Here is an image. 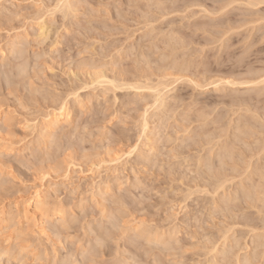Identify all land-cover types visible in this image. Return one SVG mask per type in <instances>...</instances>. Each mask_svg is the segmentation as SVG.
Segmentation results:
<instances>
[{"label":"rangeland","instance_id":"obj_1","mask_svg":"<svg viewBox=\"0 0 264 264\" xmlns=\"http://www.w3.org/2000/svg\"><path fill=\"white\" fill-rule=\"evenodd\" d=\"M263 175L264 0H0V264H264Z\"/></svg>","mask_w":264,"mask_h":264},{"label":"bare ground","instance_id":"obj_2","mask_svg":"<svg viewBox=\"0 0 264 264\" xmlns=\"http://www.w3.org/2000/svg\"><path fill=\"white\" fill-rule=\"evenodd\" d=\"M158 2H160V1H158ZM158 2H157V3H158ZM161 3H162V2H161ZM161 3H160V4H161ZM248 3H249V2H248ZM256 3H257V2H255V4H256ZM62 4H63V3H62ZM63 6H64V4H63ZM170 48H171V47H170ZM171 50H173V48H171ZM182 61H184V60H182ZM175 62H176V61H175ZM176 64H177V62H176ZM178 64H183V63L180 61V63L178 62ZM213 81H214V80H213ZM91 82H109V83H110V81H107V80L105 79V77H103V75H102L101 73H99V74L97 73L96 75H94V79H92ZM111 82H112V83H110V84H115V83H113V82H114L113 80H112ZM159 82H160V80H159ZM216 82H217V81H214V83H216ZM124 83H125V82H124ZM156 83H157V81H156ZM214 83H213V84H214ZM226 83H228V80H227ZM126 84H127V83H126ZM128 84H129V83H128ZM130 84H131V83H130ZM135 84H138V85H139V83H136V82H135ZM135 84H134V85H135ZM160 84H161V83H160ZM160 84H158V85H160ZM155 85H156V84H155ZM162 85H163V84H162ZM162 85H160V86H162ZM129 86H130V85H129ZM135 86H136V85H135ZM130 87H131V86H130ZM137 87H138V86H137ZM156 87H157V86H156ZM165 87H166V85H165ZM138 88H139V87H138ZM162 88H163V87H162ZM152 89H153V88H152ZM154 89H155V88H154ZM157 89H159V88H157ZM157 89H156V91H158V92H157L158 94L156 95L157 97L155 96V99H154L155 102H156V101H157V102H158V101H162V100L164 101V99H163L164 96H163V95H165L166 92L163 93V91H162V94H161V90L159 89V90H160V91H159V90H157ZM165 89H166V88H165ZM165 89H163V90H165ZM155 102H154V103H155ZM157 102H156V103H157ZM160 103H161V102H160ZM65 106H66V105L63 103V105H61L60 108H59V112H58V114H57V113H56V114L54 113V114H50V115H49V116H51V117H50V120H47L48 122H46V125L44 126V128H48V126H54V125L57 126V125L61 124V122H66V120H68L67 118L69 117V115H68L69 113H67V112L65 111ZM47 115H48V114H47ZM47 115H46V116H47ZM52 115H53V116H52ZM246 120H247V119H246ZM246 120H244V121H246ZM242 124H243V121H242ZM244 125H245V124H244ZM242 127H243V126H242ZM244 127H245V126H244ZM244 127H243V128H244ZM44 128H43V129H44ZM238 128L241 129V128H240V125L238 126ZM241 131H243V129L240 130V132H241ZM240 140H241V139H240ZM226 143H227V142H226ZM224 144H225V143H224ZM228 144H229V143H228ZM228 144H227V145H228ZM232 144H233V143H232ZM222 147H223V146H222ZM224 148H226L225 151H222V153H221V151L219 152V156H220V157L222 156L221 154H225L224 152H226L227 155H230V154H231L230 149H228L226 146L223 147V150H224ZM232 150H233V149H232ZM220 153H221V154H220ZM223 157H224V155H223ZM223 157L221 158V161H222ZM223 164H224V163H223ZM255 168H257V167L255 166ZM255 168H254V169H255ZM259 168H260V167H259ZM259 168H258V169H259ZM255 170H257V169H255ZM253 172H254V171H253ZM257 172H258V174H259V171H257ZM261 172H262V171H261ZM263 176H264V175H263ZM243 186H244V185H243ZM247 188H248V187H247ZM250 188H251V187H250ZM243 190H244V192L246 193V190H245V189H243ZM248 193H249V191H247V194H248ZM40 194H41L40 191H39V192L35 191V192H34V195H32L33 197L31 196L33 199H32V200H29V199H28V201H27V206L33 204L35 208H36V207H37V208H41V205H43V204L41 203L42 201L40 200V197H41ZM249 195H250V193H249ZM40 203H41V204H40ZM34 207H33V208H34ZM37 208H36V210H37ZM38 210H40V209H38ZM57 214H58L59 217H61V215H62L61 212H60V210L57 211ZM49 215H50L49 213H45V215H43V216H44V218H43V219H44V220H43L44 222L47 220V218H48ZM51 216H52V215H51ZM40 217H41V216H40ZM2 221H3V220L1 219V213H0V223H1ZM44 222H43V223H44Z\"/></svg>","mask_w":264,"mask_h":264}]
</instances>
